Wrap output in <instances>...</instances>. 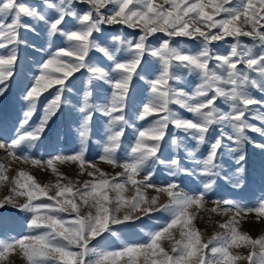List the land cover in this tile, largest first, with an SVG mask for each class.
<instances>
[{
    "label": "snow or ice",
    "instance_id": "1",
    "mask_svg": "<svg viewBox=\"0 0 264 264\" xmlns=\"http://www.w3.org/2000/svg\"><path fill=\"white\" fill-rule=\"evenodd\" d=\"M21 46L38 67L22 89L19 125L0 128V150L57 179L41 184L23 169L10 177L0 163V187L9 186L0 210L28 230L0 238V264L15 256L24 264H264V235L240 230L248 214L264 217V197L255 206L209 198L222 182L245 186L249 145L264 157V0H0V96L18 74ZM65 113L78 151L25 154ZM98 131L99 159L122 169L111 177L86 159ZM67 162L80 175L92 169L78 188L61 182L56 164ZM161 169L167 182L158 186ZM261 169L264 177V160ZM209 202L212 213L234 212L205 241L194 221ZM153 213L166 217L144 243L105 249L129 221Z\"/></svg>",
    "mask_w": 264,
    "mask_h": 264
},
{
    "label": "rangeland",
    "instance_id": "2",
    "mask_svg": "<svg viewBox=\"0 0 264 264\" xmlns=\"http://www.w3.org/2000/svg\"><path fill=\"white\" fill-rule=\"evenodd\" d=\"M118 31V29H117ZM133 31V30H128ZM245 43H249V38H242ZM187 47L192 48L191 42L187 43ZM218 50L221 53H225L228 50V44L221 43ZM33 49H24L21 46L20 50V62L18 64L17 75L11 81L8 91L0 96V128L5 131L11 130L13 126H18L19 121L23 118V112L26 110V102L22 99V89L24 86L33 79V75L37 70V65L35 60L36 56L31 55ZM43 55V53H41ZM188 81L191 86H194L196 81L194 77H188ZM183 83V82H182ZM140 89H145L147 85L144 81L139 82ZM51 91V90H49ZM147 93H145L146 95ZM253 94L259 96L256 90H253ZM48 96L45 92L41 99ZM50 98V97H49ZM98 102V101H97ZM221 107L227 108L226 105L220 104ZM182 111V110H181ZM185 115H188L185 113ZM40 116L39 106L37 112L33 116V122L37 121ZM253 123L259 124L258 121H252ZM75 125L71 123V118L65 113L63 117L56 119L55 124L52 125L53 131L48 134L45 141L32 149H25V154L33 155L37 158L47 159L50 155L56 154H72L74 151H78L79 144L76 137L73 134V129ZM60 130V136H56V130ZM101 133L98 131L96 138L90 143L88 150L86 152V159L96 166V168L101 169L103 172L108 174V176H114L117 172L122 171L120 168H114L113 166L104 163L99 159L101 154V148L97 143L100 138ZM253 135L257 141L260 138ZM19 154V153H18ZM264 157L261 156L260 150L253 148L251 145L248 146V164L246 165V180L245 186L242 189H232L226 183H221L220 188L215 192V194L209 193V198L211 200L216 199H233L242 205L255 206L261 197H264V177H262L261 161ZM0 163L5 165H10L8 175L14 176L18 169H23L24 171L32 174L38 182L41 184L56 182V175L51 172L50 169H41L32 166L30 163H23L21 161H13L11 158L7 157L3 150H0ZM56 167L60 173H62L67 179L62 180L63 184H67L69 180L76 181V187H80L86 179L87 171H91V168H86L83 175H80V169L77 163L67 162V163H57ZM155 183L160 186L167 182V173L163 169L158 171L156 177H154ZM8 185L0 187V198L8 194ZM183 187V185H182ZM187 191V189H185ZM54 191L51 194H54ZM148 196L155 195L151 189L148 190ZM127 195H132L130 190ZM161 203L167 201L165 195L160 197ZM206 209L202 210L196 220L194 221L196 227L203 233V239L206 241L214 233L223 232L224 229L219 227V224L227 221L232 215L233 211H230L227 215L212 213L210 209L213 207L212 203L206 204ZM3 213L4 221L0 222V238L7 239L9 237L16 236L18 233H26L27 228L21 227V222L19 215H17L13 210L8 209L7 211L0 210ZM68 216V214H65ZM166 214L163 213H153L152 218L147 217L142 218L140 221H129V227L124 229L120 233L119 238H113L105 246L106 250H113L121 246L123 243L128 244H138L144 243L148 234L155 231L159 226L164 223V218ZM68 218H71L68 216ZM240 230L242 232H247L253 238H257L264 235V217L257 218L254 213L248 214L246 217L240 220ZM176 238H179L178 230H174ZM162 246L171 251V242L164 240ZM241 254L247 255L246 248L236 249ZM9 264H24V261L19 257L15 256L10 258ZM239 264H247L246 261H240Z\"/></svg>",
    "mask_w": 264,
    "mask_h": 264
}]
</instances>
